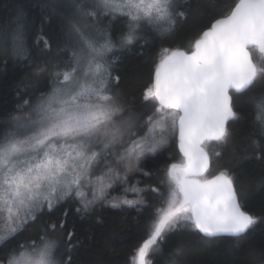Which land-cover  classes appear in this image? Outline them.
<instances>
[{"label": "snow or ice", "instance_id": "6c2138e0", "mask_svg": "<svg viewBox=\"0 0 264 264\" xmlns=\"http://www.w3.org/2000/svg\"><path fill=\"white\" fill-rule=\"evenodd\" d=\"M51 7L55 51L43 28L29 49L22 9L0 25V46L31 69L20 102L0 112V264H71L70 254L57 259L77 247L69 214L98 208L145 216L133 264L166 251L180 264L191 237L239 244L264 223L246 209L239 164L264 165V61L252 54H264V0H215L187 43L160 48L138 95L115 72L122 54L174 40L192 0ZM174 141L180 162L153 170ZM252 264H264V246Z\"/></svg>", "mask_w": 264, "mask_h": 264}, {"label": "trees", "instance_id": "16d2710c", "mask_svg": "<svg viewBox=\"0 0 264 264\" xmlns=\"http://www.w3.org/2000/svg\"><path fill=\"white\" fill-rule=\"evenodd\" d=\"M215 0H192V7L188 10L186 21L179 22L174 40L155 41L142 50L138 45L130 51H125L115 72L121 76L122 86H128L139 91L150 83L153 62L162 46L169 43L183 41L198 30L209 15ZM230 3V0H227ZM52 0H0V25H6L13 17L17 8L24 13V23L27 33L29 49L35 51L33 40L39 30L52 41L53 51L57 44L62 46L60 26L56 22L51 7ZM253 56L257 62L264 61V54L253 49ZM31 69L27 61L13 57L10 52L0 46V112H10L17 103V89L21 83L28 84V74ZM251 119V117H249ZM251 131L250 127L242 129ZM171 157L180 161L175 141L159 157L152 167H160ZM223 163V161L221 162ZM239 164L247 172L246 183L242 193L246 209L255 215L264 214V186L257 181L264 175V165L249 164L240 160ZM155 182V181H150ZM143 186V185H141ZM119 192V191H118ZM147 215V214H145ZM145 216L138 215L134 209L113 210L98 208L93 214L78 217L69 214V225L75 227L74 243L77 247L67 252L61 248L57 259H67L71 255V264H133L135 250L144 238ZM26 232L17 240L23 241ZM15 243V241L11 242ZM264 246V223L259 224L243 237L237 244L235 239H222L201 242L197 237H191L186 243V252L179 258L180 264H252L259 256ZM169 252L152 257L156 264H169Z\"/></svg>", "mask_w": 264, "mask_h": 264}, {"label": "rangeland", "instance_id": "374dc122", "mask_svg": "<svg viewBox=\"0 0 264 264\" xmlns=\"http://www.w3.org/2000/svg\"><path fill=\"white\" fill-rule=\"evenodd\" d=\"M178 162H180V161H178ZM120 194H121V193L118 192V191H113V192L111 193V195H113V196H118V195H120ZM128 198H129V199H132V198H133L132 194H129V195H128ZM0 227H2V225H0Z\"/></svg>", "mask_w": 264, "mask_h": 264}]
</instances>
